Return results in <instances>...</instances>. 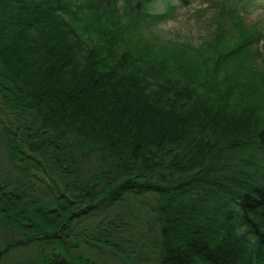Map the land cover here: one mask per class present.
Returning a JSON list of instances; mask_svg holds the SVG:
<instances>
[{
    "label": "trees",
    "instance_id": "16d2710c",
    "mask_svg": "<svg viewBox=\"0 0 264 264\" xmlns=\"http://www.w3.org/2000/svg\"><path fill=\"white\" fill-rule=\"evenodd\" d=\"M93 3L0 0V259L264 264V101L228 107L230 83L196 93L88 45Z\"/></svg>",
    "mask_w": 264,
    "mask_h": 264
},
{
    "label": "rangeland",
    "instance_id": "374dc122",
    "mask_svg": "<svg viewBox=\"0 0 264 264\" xmlns=\"http://www.w3.org/2000/svg\"><path fill=\"white\" fill-rule=\"evenodd\" d=\"M91 1L94 7L80 9L76 21L88 45H115L116 54L133 55V66L145 75H156L159 83L189 85L196 93L223 81L219 88L226 98L230 83L228 107L249 103L258 113L256 106L264 101V0ZM260 120L256 117L253 123ZM252 145L248 150L257 151ZM257 154L261 157L264 151ZM0 264L37 263L30 248L19 246Z\"/></svg>",
    "mask_w": 264,
    "mask_h": 264
}]
</instances>
